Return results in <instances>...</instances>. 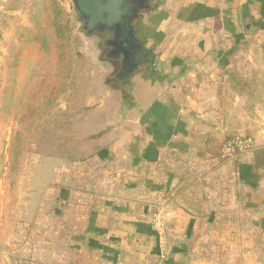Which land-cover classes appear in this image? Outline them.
<instances>
[{"label":"rangeland","instance_id":"1","mask_svg":"<svg viewBox=\"0 0 264 264\" xmlns=\"http://www.w3.org/2000/svg\"><path fill=\"white\" fill-rule=\"evenodd\" d=\"M40 1L14 0L20 7L16 26L35 27ZM57 1L69 15L70 55L72 64L80 71V78L76 80L74 91L68 86L64 89L62 71L56 68L55 99L46 106L49 87H44L39 92L36 104L41 115L34 120L27 118L19 121L22 102L29 96L30 85L24 87L21 102L13 108L8 104V78L11 72L7 67V57L16 43L13 29L6 35V45L0 44V56H3L0 59V264L78 263L85 246L80 236L85 234L86 229L85 217L80 210L83 206L89 208L94 204V189L101 185V177L110 176L107 172L111 171L109 159L113 152L108 147L121 131H115L112 137L103 141L100 137L111 134V129L118 126L120 120L128 119V109L135 107L139 93L142 94L140 78H145L142 72L137 70L130 77L133 87L131 84L127 86L126 82L121 84L120 77L116 75L119 60L105 56L108 47L103 41L104 34H86L81 29V21L70 0ZM158 1L153 0V6L158 5ZM151 24L154 25L150 21L148 26L145 25V30L142 28V39L147 47L153 49L157 65L147 78H165L160 91L166 92L176 85L181 91L188 89L185 93H195L197 105L189 108L194 114H200L205 111L199 97L204 88L216 80L218 91L220 81L223 86L218 78H227L229 95L237 94L243 100L242 111L236 115L228 113V126L219 132L220 137H215L217 146L209 150L213 155L210 157L212 161L197 156L195 162L191 163L188 157L190 169L197 174L192 188L202 190L206 186V179H203L206 170L221 172L227 162H249L257 148L264 146V141H260L264 133L259 131L264 128V117L255 111L256 107L264 110V30L248 28L235 49L225 55L193 51L195 58L178 66L171 65V51L159 50L157 38H149V32L154 30ZM176 54L180 59L187 58V55H179L184 53ZM217 58L221 60L220 64ZM235 78H262V81L259 90L246 98L235 90ZM16 105L19 115L14 113ZM139 109L136 117L129 116L130 130H135L136 119H141ZM139 137L142 138V135L138 133L134 141ZM235 137L251 138L253 145L248 150L237 149L234 155L222 159V143ZM125 151L127 154V148L121 152ZM102 155L108 161L100 159ZM120 168L125 172L126 163L121 164ZM263 169L258 173L261 193L257 210L253 212V218L243 210L241 223L232 224L230 219H233V215L230 218L227 215L229 212L215 209L211 210V227L207 218L205 221L197 219L199 222L193 224L194 217L181 207H174L172 201L164 197L168 201L159 204L161 208L150 214L151 226L148 227L157 240L159 250L164 255L174 252L178 256L176 261L173 259L176 264L185 262L188 254V257L202 258L212 264H264ZM128 184L123 180L124 187ZM138 184L141 185L142 181ZM196 195L201 203L204 195ZM195 204L201 207L198 202ZM155 215L159 216L164 226L162 243H159ZM255 215L258 216L257 220ZM225 222L229 225H225Z\"/></svg>","mask_w":264,"mask_h":264},{"label":"crops","instance_id":"2","mask_svg":"<svg viewBox=\"0 0 264 264\" xmlns=\"http://www.w3.org/2000/svg\"><path fill=\"white\" fill-rule=\"evenodd\" d=\"M0 2V44L4 46L7 33L13 29L15 34L19 27L16 21L20 7L14 0ZM158 2L147 10L146 16L135 22L134 27L138 38L145 43L142 28L145 30V25L152 21L154 30L149 32V38H157L159 50L163 48L172 52L171 65L181 66L190 62L195 58L193 51L225 55L235 49L248 28L264 30V0ZM13 3L16 5L13 6ZM176 53L187 55L186 60L180 59ZM220 61L217 58L219 64ZM218 79L222 80L223 86L220 81L216 91V80L207 85L199 96L205 111L194 114L189 107L197 105L195 93H185L188 89L181 91L176 85L166 92L160 91L165 78H140L142 94L139 93L135 107L132 105L128 109V119L120 120V124L111 129V134L100 137L103 141L112 137L115 131H121L108 147L113 152L109 159L111 171L107 172L110 176L101 177V185L94 189V204L89 208L83 206L80 210L85 217L86 229L85 234L80 236L85 246L77 264H176L173 259L176 261L178 256L174 252L164 255L148 228L151 226L150 214L161 208L159 204L167 199L174 207H181L194 217L193 224L199 222L197 219L205 221L207 218L211 227V210L215 209L229 212L227 215L230 218L233 215V219L229 218L232 224L242 222L243 210L253 218L261 193L258 173L264 167V146L257 148L249 162H227L221 172L206 170L203 175L206 186L202 190L197 188L198 192L192 188L197 174L190 169L188 157L191 163L197 156L212 161L210 157L213 155L206 149L207 139L210 136L220 137L219 132L228 126V113L236 115L242 111V97L234 93L229 95L227 78ZM137 105L141 119H136L137 128L130 130L129 116L136 117ZM255 111L264 117V110L256 107ZM259 131L264 133V128ZM138 133L142 138L134 141ZM260 141H264V134ZM124 148H127V154L126 151L121 152ZM100 159L108 161L103 155ZM123 163L127 166L125 172L120 168ZM123 180L129 183L125 187ZM140 180L142 186L138 184ZM196 194L204 195L201 203ZM166 196L167 199H164ZM198 209L202 211L198 212ZM257 217L255 215L256 220ZM188 256L180 264H212L211 261Z\"/></svg>","mask_w":264,"mask_h":264},{"label":"trees","instance_id":"3","mask_svg":"<svg viewBox=\"0 0 264 264\" xmlns=\"http://www.w3.org/2000/svg\"><path fill=\"white\" fill-rule=\"evenodd\" d=\"M39 4L35 27H17L16 43L11 47L7 57V67L11 72L8 78L10 107L13 108L16 103L22 101L25 86L30 85L31 89L28 98L22 102L19 121L27 118L34 120L41 113L36 104L39 92L46 86L50 89L47 88L49 92L46 106L53 103L56 68L62 71L64 89L68 86L74 91L76 80L80 78V71L75 64H72L70 55L71 25L68 13L57 0H41ZM37 78L38 82H34ZM235 79V90L246 98L259 90L262 81V78ZM14 113L19 115L17 105ZM216 141V138L210 136L206 142V149L209 151L211 147H216Z\"/></svg>","mask_w":264,"mask_h":264},{"label":"water","instance_id":"4","mask_svg":"<svg viewBox=\"0 0 264 264\" xmlns=\"http://www.w3.org/2000/svg\"><path fill=\"white\" fill-rule=\"evenodd\" d=\"M86 34L108 32L105 56L119 60L117 77L130 78L140 65V57L156 55L136 34L135 22L153 7V0H70Z\"/></svg>","mask_w":264,"mask_h":264},{"label":"built area","instance_id":"5","mask_svg":"<svg viewBox=\"0 0 264 264\" xmlns=\"http://www.w3.org/2000/svg\"><path fill=\"white\" fill-rule=\"evenodd\" d=\"M253 145V140L251 138H239L235 137L229 140H226L222 143L220 157L226 159L234 155L237 149L239 150H248ZM155 226L159 230V243H162L164 238L163 235V223L160 221L159 216L155 215Z\"/></svg>","mask_w":264,"mask_h":264},{"label":"flooded vegetation","instance_id":"6","mask_svg":"<svg viewBox=\"0 0 264 264\" xmlns=\"http://www.w3.org/2000/svg\"><path fill=\"white\" fill-rule=\"evenodd\" d=\"M102 33L105 36L104 40H103L105 43V40L110 37V34L108 32H102ZM151 57L152 56L150 54L147 56H144V57H142V56L140 57V65H139V69H137V70H138V72L141 71L142 75H144L143 77H145V78H147V75L150 73V71H152L155 68V65H157V60L155 59L152 63ZM117 64H118V62H117ZM134 75H135V73H133V76ZM118 79H121V84H124V82H126L127 86L128 85L130 86V84L132 86L131 78H127V79L118 78Z\"/></svg>","mask_w":264,"mask_h":264}]
</instances>
